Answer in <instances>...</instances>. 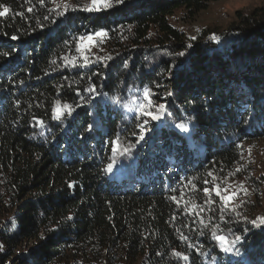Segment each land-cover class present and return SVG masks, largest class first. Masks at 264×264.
I'll use <instances>...</instances> for the list:
<instances>
[{
    "label": "trees",
    "instance_id": "1",
    "mask_svg": "<svg viewBox=\"0 0 264 264\" xmlns=\"http://www.w3.org/2000/svg\"><path fill=\"white\" fill-rule=\"evenodd\" d=\"M214 1L0 0V264H264L261 216L204 191L264 141V1L193 35L170 23ZM99 30L82 55L77 38ZM145 89L158 120L135 111ZM213 233L242 239L226 252Z\"/></svg>",
    "mask_w": 264,
    "mask_h": 264
},
{
    "label": "rangeland",
    "instance_id": "2",
    "mask_svg": "<svg viewBox=\"0 0 264 264\" xmlns=\"http://www.w3.org/2000/svg\"><path fill=\"white\" fill-rule=\"evenodd\" d=\"M54 10H64V5L70 7L83 8L88 5L90 0H48ZM264 0H218L209 2L204 10L192 14L183 9H177L170 17V23L182 33L193 35L195 31L205 28L209 25L226 26L238 10H244L260 5ZM95 43L88 41L81 42L83 47L80 49L82 55L95 53L98 49L101 37H94ZM239 161L235 166V171L232 174H227L219 179L216 185L220 187L221 195H218L214 187L209 189L207 193L219 196L228 195L230 192H235L231 200H224L229 204L243 203L252 210L255 216L264 217V193L260 192L254 186L245 184L239 175L241 170H246L250 175L255 174L257 177L264 176V141L256 140L251 143H243L239 153ZM239 169V171H237ZM241 174V173H240ZM240 176V175H239ZM227 189V192L225 191Z\"/></svg>",
    "mask_w": 264,
    "mask_h": 264
},
{
    "label": "snow or ice",
    "instance_id": "3",
    "mask_svg": "<svg viewBox=\"0 0 264 264\" xmlns=\"http://www.w3.org/2000/svg\"><path fill=\"white\" fill-rule=\"evenodd\" d=\"M40 2L44 3L45 0H40ZM123 3H124V0H90V3L88 5L83 6L82 10L88 11V12H99L102 10L112 8L114 5H120ZM0 8H3V11H0V16H4L9 11L7 7H4L2 5H0ZM64 8L65 10H68L69 5L65 4ZM29 11H31V9H29ZM64 14H65L64 12H60V11L56 13L57 16H63ZM45 19H48V17H45ZM104 35H106L104 30H99L94 33H90L87 36L78 37L77 38V50H80L83 47L81 42L88 41L89 43H95V40L93 39L94 37H101ZM212 39L216 40V39H219V37H216L215 35H213ZM180 55H184V53H180ZM87 62L88 61L86 59L85 63ZM87 91L93 92L94 89L89 88L87 89ZM143 95L147 103H145L144 101H139V106L135 109V111L139 112L142 116L150 117L151 120H158L160 118L159 115L152 110V101L149 99L150 91L148 89H145ZM137 101H138V98L134 97L133 102H137ZM114 102L118 103L119 101H114ZM124 107H128V106L124 105ZM155 107L158 112H162L165 108V105L159 104V105H156ZM129 110L131 111L132 109H129ZM65 111H67L69 115L71 114V108L66 103L62 105V108H54L53 112L55 114V118L59 119L60 116L63 115ZM148 123H149V120L146 119L143 121V123L137 125V127L140 129L139 140L144 139V133L148 131L147 129ZM90 127L91 125H89V128ZM176 127L180 128L181 130H186V126L184 124H177ZM139 140L137 141V143L139 142ZM118 143H119L118 139L112 141V145H113L112 151L113 152L117 151ZM128 151H129L128 148L124 149V152H128ZM108 170L109 171L111 170V164L108 165ZM237 171H239V169H237ZM209 175H211V173H209ZM205 183H207V181H205ZM214 190L217 192L218 195H221L219 185H216L214 187ZM204 191L207 193L209 190L205 189ZM225 191L227 192V189H225ZM234 195H236L235 192H230L228 195H222V199L228 201V200H231L232 196ZM257 221H259L260 225H264V217H257L256 219L252 220L251 223L255 226H259L257 225ZM213 235H214V238L219 242L223 250L226 252H232L233 251L232 246L235 245L237 241L242 239L241 236H235L234 239L229 241L226 236L218 235L216 233H213ZM236 253L239 254V249H236ZM175 255L183 256V254L179 252H176ZM183 258L187 259V256H183Z\"/></svg>",
    "mask_w": 264,
    "mask_h": 264
}]
</instances>
